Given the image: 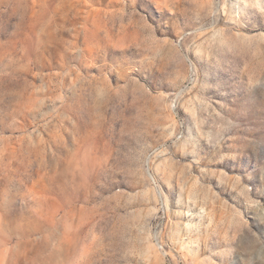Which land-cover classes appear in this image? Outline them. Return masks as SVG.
I'll list each match as a JSON object with an SVG mask.
<instances>
[{
	"label": "rangeland",
	"instance_id": "rangeland-1",
	"mask_svg": "<svg viewBox=\"0 0 264 264\" xmlns=\"http://www.w3.org/2000/svg\"><path fill=\"white\" fill-rule=\"evenodd\" d=\"M0 264H264V0H0Z\"/></svg>",
	"mask_w": 264,
	"mask_h": 264
}]
</instances>
